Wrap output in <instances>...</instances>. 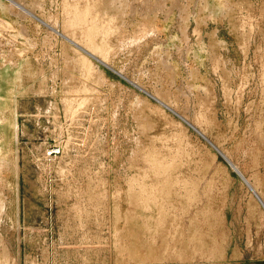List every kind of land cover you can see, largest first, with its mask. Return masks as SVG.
Returning <instances> with one entry per match:
<instances>
[{
    "label": "rangeland",
    "instance_id": "374dc122",
    "mask_svg": "<svg viewBox=\"0 0 264 264\" xmlns=\"http://www.w3.org/2000/svg\"><path fill=\"white\" fill-rule=\"evenodd\" d=\"M11 1L0 264H264V0Z\"/></svg>",
    "mask_w": 264,
    "mask_h": 264
},
{
    "label": "crops",
    "instance_id": "0c3cea01",
    "mask_svg": "<svg viewBox=\"0 0 264 264\" xmlns=\"http://www.w3.org/2000/svg\"><path fill=\"white\" fill-rule=\"evenodd\" d=\"M17 80L12 79L11 77H8L7 75H2L0 72V148H2L0 155H9V147L10 143H15V150L14 154L16 156V160L18 163V153H17V138L15 141V135H32L30 126H32L29 121L30 119L23 118L20 124L18 123V119H16V111L19 103V87H16ZM21 106V105H20ZM27 106V105H26ZM28 107H23L22 110L27 109ZM30 125V126H29ZM28 151V150H27ZM31 152V151H30ZM11 153V152H10ZM13 184V185H12ZM5 186V185H4ZM8 187H12L15 190L14 198H15V209L10 207L9 202L7 201V197H5L3 191L0 190V193L2 195V198L4 199L3 202L5 204L3 214H5L6 210L10 208V211L12 213V210L14 211V218L15 222L18 224L21 220L20 216L24 211L34 212L35 207L30 206L26 209H24L21 205L22 197L25 195H29L31 200L34 201V198H36L39 194H42L45 196V193H47V189H49L50 183L42 181H35V180H16L12 181L10 185H6ZM28 188L27 191L21 190L22 188ZM4 188V187H3ZM35 188L40 189V191L34 190ZM13 198V199H14ZM13 205V203H11ZM11 205V206H12Z\"/></svg>",
    "mask_w": 264,
    "mask_h": 264
},
{
    "label": "bare ground",
    "instance_id": "6f19581e",
    "mask_svg": "<svg viewBox=\"0 0 264 264\" xmlns=\"http://www.w3.org/2000/svg\"><path fill=\"white\" fill-rule=\"evenodd\" d=\"M5 1H10L9 3L11 4V5H13V6H15L14 5V3H12V1L11 0H0V12L2 13V16L4 17V18H7L8 16L7 15H9L10 13L11 14H13V12H10V10H9V6L8 5H6V3H5ZM36 6H38V5H36ZM20 8V7H19ZM35 8H37V7H35ZM33 10V9H32ZM75 10V9H74ZM23 12V16L22 15H18V18H20L21 20L22 19H25V18H27V17H29L30 18V20L31 19H36L37 20V18L35 17V15H34V13L31 11H25V10H22ZM7 16V17H6ZM17 16V15H16ZM84 16H87V15H82V17H84ZM81 20V19H80ZM0 22L2 23V24H4V25H10V23H8V21L7 20H5V19H3V20H1L0 19ZM39 22V21H38ZM76 22H75V19L73 20V18L72 17H69V19L67 20V22H63V34L64 33H69L70 31H71V29L74 27V26H76V24H75ZM42 24L44 25V23L42 22ZM82 26V25H81ZM80 27V26H79ZM60 30V29H59ZM59 30H56L55 32L58 34V35H60V31ZM24 33V32H23ZM22 33V34H23ZM65 35V34H64ZM64 35H60L61 37H63V38H65L64 37ZM91 53V52H90ZM88 54V53H87ZM93 54V53H92ZM92 54H90V55H92ZM83 62V61H82ZM7 64L9 65V67H11V66H16L15 64H14V62H12V61H9V62H7ZM7 64H4V65H7ZM103 64V63H102ZM6 67V66H5ZM21 67V66H20ZM222 156V158H224L225 159V161L228 163V165L230 166V168H231V170L246 184V186L250 189V190H252L251 192H253L254 194H256V192H255V190H254V188H252L251 187V185H250V183H249V181L243 176V174L241 173V171L239 170V168L236 166V165H234L233 163H231V162H229L227 159H226V157H224L223 155H221ZM158 165V164H157ZM255 196H257L258 197V195L256 194ZM142 196H140V198H141ZM256 197V198H257ZM151 198V197H150ZM258 199V201H260V199H259V197L257 198ZM132 200V199H131ZM133 203V202H132ZM260 204H262V205H264V202H262V201H260L259 202ZM1 208H2V206H1Z\"/></svg>",
    "mask_w": 264,
    "mask_h": 264
},
{
    "label": "built area",
    "instance_id": "2783aa9c",
    "mask_svg": "<svg viewBox=\"0 0 264 264\" xmlns=\"http://www.w3.org/2000/svg\"><path fill=\"white\" fill-rule=\"evenodd\" d=\"M57 152L55 151V150H49L48 152H47V154H46V156H52V155H54V154H56ZM47 157V158H48Z\"/></svg>",
    "mask_w": 264,
    "mask_h": 264
},
{
    "label": "water",
    "instance_id": "95a60500",
    "mask_svg": "<svg viewBox=\"0 0 264 264\" xmlns=\"http://www.w3.org/2000/svg\"><path fill=\"white\" fill-rule=\"evenodd\" d=\"M213 148V147H212ZM214 149V148H213ZM215 150V149H214ZM216 151V150H215ZM217 152V151H216Z\"/></svg>",
    "mask_w": 264,
    "mask_h": 264
}]
</instances>
